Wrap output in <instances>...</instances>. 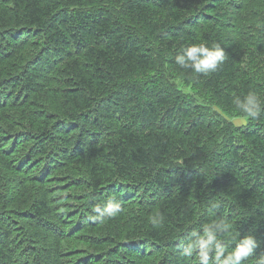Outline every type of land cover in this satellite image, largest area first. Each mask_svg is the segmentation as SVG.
Wrapping results in <instances>:
<instances>
[{
  "label": "trees",
  "instance_id": "obj_1",
  "mask_svg": "<svg viewBox=\"0 0 264 264\" xmlns=\"http://www.w3.org/2000/svg\"><path fill=\"white\" fill-rule=\"evenodd\" d=\"M193 43L224 63L181 69ZM249 92L264 106V0H0V264H197L182 242L221 219L255 264L264 111L227 118Z\"/></svg>",
  "mask_w": 264,
  "mask_h": 264
},
{
  "label": "clouds",
  "instance_id": "obj_2",
  "mask_svg": "<svg viewBox=\"0 0 264 264\" xmlns=\"http://www.w3.org/2000/svg\"><path fill=\"white\" fill-rule=\"evenodd\" d=\"M225 59L226 53L219 44L209 47L204 43H193L181 47L175 55L174 62L181 69L208 74L215 72ZM234 105L238 113L243 114L234 121L236 124H244L247 119H256L264 111V106L255 92H249L243 99L235 98ZM218 206V204L213 205V207ZM92 211L95 215L91 218L103 222L105 218L110 219L118 215L121 206L115 200H109L104 204L95 205ZM161 220L162 217L154 216L150 222L156 226ZM228 228L229 225L221 219L208 223L199 230L193 229L181 244L182 254L191 257L195 253L197 264H244L254 256L259 243L250 233L242 238L233 236L231 239L234 246L229 250L225 242L220 239V234ZM255 264H264V253L255 257Z\"/></svg>",
  "mask_w": 264,
  "mask_h": 264
},
{
  "label": "rangeland",
  "instance_id": "obj_3",
  "mask_svg": "<svg viewBox=\"0 0 264 264\" xmlns=\"http://www.w3.org/2000/svg\"><path fill=\"white\" fill-rule=\"evenodd\" d=\"M232 123H234L235 120L239 119L240 117H227ZM235 125H241V124H236Z\"/></svg>",
  "mask_w": 264,
  "mask_h": 264
}]
</instances>
